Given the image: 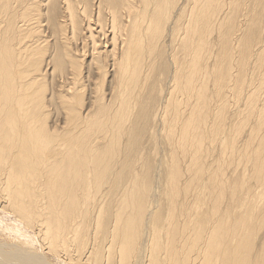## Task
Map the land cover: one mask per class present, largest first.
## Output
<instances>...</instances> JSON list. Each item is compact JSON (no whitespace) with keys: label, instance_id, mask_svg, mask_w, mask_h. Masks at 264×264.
<instances>
[{"label":"bare ground","instance_id":"6f19581e","mask_svg":"<svg viewBox=\"0 0 264 264\" xmlns=\"http://www.w3.org/2000/svg\"><path fill=\"white\" fill-rule=\"evenodd\" d=\"M0 212V264H264V0H0Z\"/></svg>","mask_w":264,"mask_h":264},{"label":"rangeland","instance_id":"374dc122","mask_svg":"<svg viewBox=\"0 0 264 264\" xmlns=\"http://www.w3.org/2000/svg\"><path fill=\"white\" fill-rule=\"evenodd\" d=\"M231 169L232 167L229 168V170ZM36 242L37 241H35L31 232H28L23 227V225L17 223V220L15 219V217H13L10 214L0 212V247H1L0 251H3V252L8 251L12 253L17 252L16 254H18V257L17 256L16 257L19 259H22L24 261L23 263H25V260H28V257L26 256V254L28 253L33 255L35 258L40 259L37 256V253L40 252L41 249L38 243ZM32 251L35 252V254ZM0 254H3V253L0 252ZM20 254L24 256H20ZM42 254H44V257L46 258V260H43L44 264L45 262L47 264H58L57 260H55L50 255H47L45 253H42ZM4 258L7 259V256H4ZM32 261H35V260H32Z\"/></svg>","mask_w":264,"mask_h":264}]
</instances>
